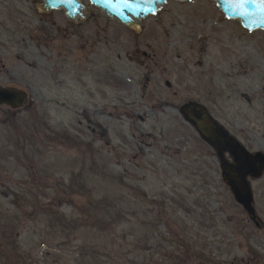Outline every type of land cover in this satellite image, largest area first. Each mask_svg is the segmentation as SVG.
I'll return each mask as SVG.
<instances>
[{"label": "rangeland", "instance_id": "rangeland-1", "mask_svg": "<svg viewBox=\"0 0 264 264\" xmlns=\"http://www.w3.org/2000/svg\"><path fill=\"white\" fill-rule=\"evenodd\" d=\"M40 2L0 0V84L25 93L0 105V264H264V169L250 216L178 112L197 100L264 152V30L213 0L136 28Z\"/></svg>", "mask_w": 264, "mask_h": 264}, {"label": "water", "instance_id": "water-1", "mask_svg": "<svg viewBox=\"0 0 264 264\" xmlns=\"http://www.w3.org/2000/svg\"><path fill=\"white\" fill-rule=\"evenodd\" d=\"M103 15L122 24L136 28L138 21L154 15L166 0H87ZM183 1V0H179ZM225 18L238 20L247 30H264V0H213ZM41 12L62 9L72 22L83 19L88 7L83 0H42ZM85 11V12H84ZM24 91L0 84V105H22ZM178 112L198 136L216 153L220 175L230 189L235 201L250 216L254 215L252 192L248 176L257 177L264 169V152H250L197 100L183 102ZM226 154L229 158L226 157Z\"/></svg>", "mask_w": 264, "mask_h": 264}, {"label": "trees", "instance_id": "trees-1", "mask_svg": "<svg viewBox=\"0 0 264 264\" xmlns=\"http://www.w3.org/2000/svg\"><path fill=\"white\" fill-rule=\"evenodd\" d=\"M58 219L60 220L61 224H64L65 226H69L73 229L79 228L81 225H83L82 222L79 220V218H66L65 216H59Z\"/></svg>", "mask_w": 264, "mask_h": 264}, {"label": "flooded vegetation", "instance_id": "flooded-vegetation-1", "mask_svg": "<svg viewBox=\"0 0 264 264\" xmlns=\"http://www.w3.org/2000/svg\"><path fill=\"white\" fill-rule=\"evenodd\" d=\"M88 13V12H87Z\"/></svg>", "mask_w": 264, "mask_h": 264}]
</instances>
